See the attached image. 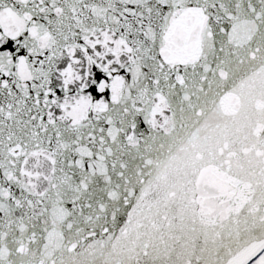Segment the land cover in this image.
<instances>
[{
    "label": "snow or ice",
    "instance_id": "1",
    "mask_svg": "<svg viewBox=\"0 0 264 264\" xmlns=\"http://www.w3.org/2000/svg\"><path fill=\"white\" fill-rule=\"evenodd\" d=\"M0 264H264V0H0Z\"/></svg>",
    "mask_w": 264,
    "mask_h": 264
}]
</instances>
